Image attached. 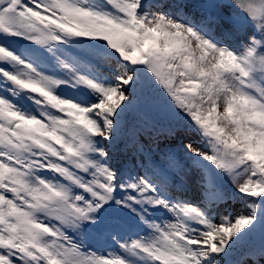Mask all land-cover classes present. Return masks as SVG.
I'll return each instance as SVG.
<instances>
[{
    "label": "snow or ice",
    "instance_id": "snow-or-ice-1",
    "mask_svg": "<svg viewBox=\"0 0 264 264\" xmlns=\"http://www.w3.org/2000/svg\"><path fill=\"white\" fill-rule=\"evenodd\" d=\"M0 264H264V0H0Z\"/></svg>",
    "mask_w": 264,
    "mask_h": 264
}]
</instances>
